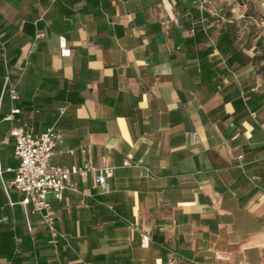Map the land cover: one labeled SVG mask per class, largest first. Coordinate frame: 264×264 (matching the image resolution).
I'll list each match as a JSON object with an SVG mask.
<instances>
[{
    "label": "crops",
    "instance_id": "obj_1",
    "mask_svg": "<svg viewBox=\"0 0 264 264\" xmlns=\"http://www.w3.org/2000/svg\"><path fill=\"white\" fill-rule=\"evenodd\" d=\"M201 1L0 0L4 182L13 126L112 167L48 196L56 244L0 180V264H264V0Z\"/></svg>",
    "mask_w": 264,
    "mask_h": 264
},
{
    "label": "built area",
    "instance_id": "obj_2",
    "mask_svg": "<svg viewBox=\"0 0 264 264\" xmlns=\"http://www.w3.org/2000/svg\"><path fill=\"white\" fill-rule=\"evenodd\" d=\"M204 9L205 2L202 0L200 11L204 12ZM209 43L217 51L215 39L209 37ZM5 90L11 101L18 99L16 86L11 83L9 74L5 77L2 93ZM18 112L19 109L13 108L6 119L13 120L14 114ZM10 135L14 139V153L19 164L13 170L12 181L6 183L3 180L4 170L0 163V179L4 183L5 190L12 186L22 195L21 204L25 211L40 217L49 230L51 242L56 244L59 239L56 228L59 218L53 213V203L48 196L52 194L56 201H61L66 190H75L74 184L70 181L71 176L74 175L86 178L92 174L93 185L107 191L109 189L107 180L111 175L112 167L104 162L100 167L51 164V157L59 142V136L53 127L39 134H33L26 131L23 126H13ZM68 152L73 154L74 150ZM81 152L84 153L85 149ZM28 227L30 229V226Z\"/></svg>",
    "mask_w": 264,
    "mask_h": 264
},
{
    "label": "rangeland",
    "instance_id": "obj_3",
    "mask_svg": "<svg viewBox=\"0 0 264 264\" xmlns=\"http://www.w3.org/2000/svg\"><path fill=\"white\" fill-rule=\"evenodd\" d=\"M247 12L257 18L262 15L263 9L260 5H257V3L249 2Z\"/></svg>",
    "mask_w": 264,
    "mask_h": 264
},
{
    "label": "trees",
    "instance_id": "obj_4",
    "mask_svg": "<svg viewBox=\"0 0 264 264\" xmlns=\"http://www.w3.org/2000/svg\"><path fill=\"white\" fill-rule=\"evenodd\" d=\"M197 14V12L195 11V15ZM204 14V13H203Z\"/></svg>",
    "mask_w": 264,
    "mask_h": 264
}]
</instances>
